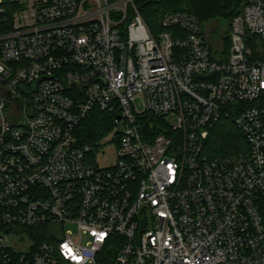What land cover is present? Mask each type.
I'll return each mask as SVG.
<instances>
[{
  "label": "built area",
  "instance_id": "1",
  "mask_svg": "<svg viewBox=\"0 0 264 264\" xmlns=\"http://www.w3.org/2000/svg\"><path fill=\"white\" fill-rule=\"evenodd\" d=\"M136 1L0 0V264H264V0L217 42ZM222 121L244 142L211 156Z\"/></svg>",
  "mask_w": 264,
  "mask_h": 264
},
{
  "label": "trees",
  "instance_id": "2",
  "mask_svg": "<svg viewBox=\"0 0 264 264\" xmlns=\"http://www.w3.org/2000/svg\"><path fill=\"white\" fill-rule=\"evenodd\" d=\"M136 4L147 25L152 31L160 29V19L169 12L184 11L195 15L206 25L213 21H223L226 25L241 14L246 0H137ZM3 29H0L2 33ZM227 48L229 43H226ZM208 142L211 156L235 155L237 146L244 142V137L234 128L230 121H222ZM112 130V118L95 109L77 131L79 143L84 145L104 138ZM236 131V133H235ZM45 239V234L37 233ZM47 239V238H46Z\"/></svg>",
  "mask_w": 264,
  "mask_h": 264
},
{
  "label": "rangeland",
  "instance_id": "3",
  "mask_svg": "<svg viewBox=\"0 0 264 264\" xmlns=\"http://www.w3.org/2000/svg\"><path fill=\"white\" fill-rule=\"evenodd\" d=\"M205 32H211V38L213 41L217 42L219 41L221 34L225 31V29H228L227 25L223 21H213L211 23H208L206 25H203ZM137 110L142 111L143 110V98L139 97L136 102ZM168 122L171 126L176 125V120L173 116L168 118ZM236 133V131H235ZM106 139L102 140V143L105 142ZM114 144L109 143L105 147L102 148V151L98 155V160L100 162V165L103 167L110 166L115 162V156H114ZM68 229L73 230L76 232V226L70 225L68 226Z\"/></svg>",
  "mask_w": 264,
  "mask_h": 264
}]
</instances>
